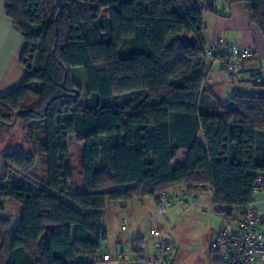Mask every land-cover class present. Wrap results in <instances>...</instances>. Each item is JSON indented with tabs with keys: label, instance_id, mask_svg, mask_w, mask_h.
I'll return each mask as SVG.
<instances>
[{
	"label": "trees",
	"instance_id": "1",
	"mask_svg": "<svg viewBox=\"0 0 264 264\" xmlns=\"http://www.w3.org/2000/svg\"><path fill=\"white\" fill-rule=\"evenodd\" d=\"M242 1L264 35V0ZM215 2L5 0L26 40L27 75L0 96V130L21 126L28 147L12 133L0 140V264H102L109 202L208 187L216 212L244 215L264 170V95L223 99L210 84L211 61L229 74L205 50L203 16L218 13ZM75 67L86 74L84 103ZM116 185L127 187L108 189ZM145 243L136 238L133 253Z\"/></svg>",
	"mask_w": 264,
	"mask_h": 264
},
{
	"label": "crops",
	"instance_id": "2",
	"mask_svg": "<svg viewBox=\"0 0 264 264\" xmlns=\"http://www.w3.org/2000/svg\"><path fill=\"white\" fill-rule=\"evenodd\" d=\"M217 12H205L203 16L204 33L203 37L207 43H220L228 48L229 43L235 42L242 47L255 49L257 56L252 60H244L239 73L230 76L224 69L222 62L211 61L212 72L210 74V84L213 83L214 76L221 74L220 80L223 82L213 85L214 89L219 92L223 99H228L231 93L256 94L264 95V86L254 82V76L264 73V35L260 28L249 18L248 10L242 0H216ZM26 47V40L22 33L16 28L13 20L9 17L6 10L5 0H0V96H4L25 80L27 69L21 63V55ZM216 70V72H214ZM221 72V73H220ZM231 80L236 79L237 87L229 92L226 85L225 75ZM213 75V76H212ZM220 76V75H218ZM228 87V88H227ZM228 89L226 91L225 89ZM83 146V145H82ZM187 149L180 150L177 160L174 164L179 165L187 158ZM81 183V181H80ZM126 185H116L108 189L118 190L125 189ZM76 190V189H75ZM77 190H84L79 186ZM192 200V199H190ZM189 200V201H190ZM186 200L184 203L175 205L165 214H158L156 211V197H146L143 199L131 200L127 203L109 202L106 211V220L108 225V238L103 249V256L108 257L107 261L102 264H125L121 259L124 248L131 250V256L135 259L140 256L132 251L134 240L139 237H145L144 253L141 255L145 258L152 257L155 251L154 239L146 237L145 216L152 215L158 226L163 232L171 233L176 242L175 264H182V250L185 242L182 230H177L183 221V218L194 205ZM215 211V206L212 208ZM240 214L234 219L240 218ZM226 217L224 216L223 225L221 224L218 232H212L210 235V250L213 253L210 264H228L216 259V254L212 249V241L225 226ZM178 227V228H177ZM131 263V262H128ZM133 263V262H132ZM134 264V263H133Z\"/></svg>",
	"mask_w": 264,
	"mask_h": 264
},
{
	"label": "built area",
	"instance_id": "3",
	"mask_svg": "<svg viewBox=\"0 0 264 264\" xmlns=\"http://www.w3.org/2000/svg\"><path fill=\"white\" fill-rule=\"evenodd\" d=\"M205 48L209 57L224 59L225 67L232 76L238 73L244 60L257 56L255 49L242 47L235 42L229 43L227 49L220 43H209ZM263 79L264 73L258 76L259 81ZM255 174L254 198L247 205L244 215L236 220L226 218L224 228L212 241V249L220 262L264 264V170H259ZM189 196L187 189L180 190L174 196L164 191L157 199L156 211L158 214H165L175 205L184 203ZM145 225L146 237L154 239V254L149 258L138 256L134 259L131 250L124 248L121 254L123 262L172 264L176 253L173 234L163 232L152 215L145 216ZM103 259L107 260L108 257Z\"/></svg>",
	"mask_w": 264,
	"mask_h": 264
},
{
	"label": "rangeland",
	"instance_id": "4",
	"mask_svg": "<svg viewBox=\"0 0 264 264\" xmlns=\"http://www.w3.org/2000/svg\"><path fill=\"white\" fill-rule=\"evenodd\" d=\"M216 72V70H214ZM221 73V72H220ZM73 78L77 80L78 84L82 88V96L80 99V102L84 103L87 98V78L85 71L82 67H75L72 69ZM224 74V73H222ZM220 75V76H218ZM226 85L229 87V92H232L233 89L237 87L236 79L233 78V80L230 79L229 76H226ZM213 76V75H212ZM222 77L221 74H216L214 76L213 83L211 84H217L222 83L223 81L220 80ZM227 87V88H228ZM225 89L228 91V89ZM9 128H1L0 130V140H4L6 142L7 136L15 135L14 143H19L22 145V149H27L26 141V133L23 131L21 126L16 125L11 132H9ZM36 137L38 145L40 146L43 142V134L41 130L38 128L36 130ZM69 147L70 152L72 153L71 161L74 165L78 166L79 161L82 158L81 151H82V143L79 142L75 137L72 138L69 141ZM3 161L0 160V176L3 175L4 169L2 168ZM13 168V167H12ZM15 171H17L16 168ZM27 177V176H26ZM76 177L79 178V174L76 173ZM30 180L32 178L28 177ZM33 180V179H32ZM36 183V181H35ZM79 188V185L76 186V190ZM192 199V200H190ZM190 203L191 201H195L194 205L192 206V210L188 212L183 218V221L180 225H178L177 230H182V235L184 237L185 235V242L187 241V244L182 247V250L185 251L182 254L183 261L182 264H210L212 261L213 253L210 250V235L212 232H218V230L221 227L222 222H224V215L213 212L212 208L213 205L215 206L214 202V195L210 188L204 187L195 189L193 193H191V196L187 199ZM113 203V202H111ZM10 205V204H8ZM10 208V216L13 219V223L17 225L20 222V210L19 207L12 204V207L8 206ZM13 208V209H12ZM235 223V222H234Z\"/></svg>",
	"mask_w": 264,
	"mask_h": 264
},
{
	"label": "water",
	"instance_id": "5",
	"mask_svg": "<svg viewBox=\"0 0 264 264\" xmlns=\"http://www.w3.org/2000/svg\"><path fill=\"white\" fill-rule=\"evenodd\" d=\"M125 264H133V263H125Z\"/></svg>",
	"mask_w": 264,
	"mask_h": 264
}]
</instances>
